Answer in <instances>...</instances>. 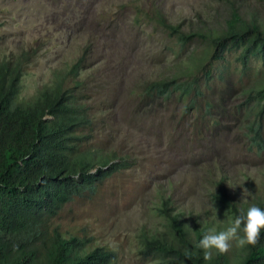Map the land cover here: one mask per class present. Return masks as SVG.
I'll use <instances>...</instances> for the list:
<instances>
[{"label":"rangeland","instance_id":"374dc122","mask_svg":"<svg viewBox=\"0 0 264 264\" xmlns=\"http://www.w3.org/2000/svg\"><path fill=\"white\" fill-rule=\"evenodd\" d=\"M151 3L183 29L191 24L214 32L230 8L264 25V0H0V55L27 51L19 100L37 95L52 80L51 71L65 69L95 39L78 77L81 88L71 92L87 105L93 143L125 156L129 166L92 198L66 203L52 225L65 237L89 240L80 254L102 246L115 251L117 264H155L140 250L139 234L164 229L156 212L161 198L181 214L190 234L196 227L205 235L230 225L214 197V179L224 176V191L234 202L264 194V156L246 152L239 117L229 114L239 97L224 98L223 112L209 122L190 109L182 115L176 93L165 100L141 96L144 83L175 73L187 55L177 53L175 39L154 20L134 18L132 6L148 14ZM196 39L187 52L200 50ZM238 248L233 242L227 254Z\"/></svg>","mask_w":264,"mask_h":264},{"label":"trees","instance_id":"16d2710c","mask_svg":"<svg viewBox=\"0 0 264 264\" xmlns=\"http://www.w3.org/2000/svg\"><path fill=\"white\" fill-rule=\"evenodd\" d=\"M153 4L150 15L132 6L134 18L154 20L175 39L177 53L187 55L175 73L144 83L141 96L165 100L176 93L183 102L182 115L190 109L200 121L208 117L210 122L223 112L220 102L235 95L239 99L233 100L229 114L239 117L246 152L263 157L264 25L230 8L214 32L191 24L183 29ZM93 38L65 69L51 71L48 85L26 101L18 99V90L27 51L0 55V264H117L115 251L102 246L80 254L89 240L65 237L52 225L66 203L92 198L104 181L129 166L125 156L93 143L87 105L71 92L72 87L81 88L78 77L85 56L95 47ZM195 38H201L200 50L187 52ZM229 75L236 79L231 82ZM66 81L73 86H65ZM223 182L224 176L214 179L212 191L229 223L253 205L264 210V194L234 202ZM159 202L156 212L165 221L164 229L139 234L140 250L155 264H264V230L256 246L238 248L232 256L213 252L205 261L198 247L204 228L195 227L190 234L168 199Z\"/></svg>","mask_w":264,"mask_h":264},{"label":"clouds","instance_id":"9594fccd","mask_svg":"<svg viewBox=\"0 0 264 264\" xmlns=\"http://www.w3.org/2000/svg\"><path fill=\"white\" fill-rule=\"evenodd\" d=\"M262 230H264V210L253 205L248 208L246 215L243 212L237 215L225 230L209 229L199 241L198 247L203 250L204 260L208 261L212 259L213 252L220 255L227 254L233 242L239 248L256 246ZM185 254L190 255V252L186 250Z\"/></svg>","mask_w":264,"mask_h":264}]
</instances>
